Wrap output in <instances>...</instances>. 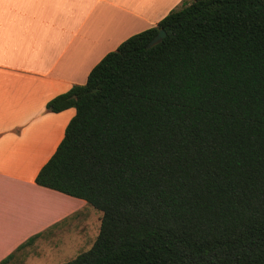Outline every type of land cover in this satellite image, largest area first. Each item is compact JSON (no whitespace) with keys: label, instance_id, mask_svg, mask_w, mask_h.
<instances>
[{"label":"trees","instance_id":"1","mask_svg":"<svg viewBox=\"0 0 264 264\" xmlns=\"http://www.w3.org/2000/svg\"><path fill=\"white\" fill-rule=\"evenodd\" d=\"M69 108L35 183L101 220L63 264H264V0H182L46 104Z\"/></svg>","mask_w":264,"mask_h":264},{"label":"crops","instance_id":"2","mask_svg":"<svg viewBox=\"0 0 264 264\" xmlns=\"http://www.w3.org/2000/svg\"><path fill=\"white\" fill-rule=\"evenodd\" d=\"M181 2L0 0V264L22 260L28 239L87 205L35 183L75 115L46 104Z\"/></svg>","mask_w":264,"mask_h":264},{"label":"rangeland","instance_id":"3","mask_svg":"<svg viewBox=\"0 0 264 264\" xmlns=\"http://www.w3.org/2000/svg\"><path fill=\"white\" fill-rule=\"evenodd\" d=\"M75 211L60 226L35 234L26 259L13 264H63L88 250L98 234L101 213L89 205H81Z\"/></svg>","mask_w":264,"mask_h":264},{"label":"water","instance_id":"4","mask_svg":"<svg viewBox=\"0 0 264 264\" xmlns=\"http://www.w3.org/2000/svg\"><path fill=\"white\" fill-rule=\"evenodd\" d=\"M165 36V32L164 30H160L157 35L149 42V44L147 45V48H150L156 44H158L159 42H161V40L164 38Z\"/></svg>","mask_w":264,"mask_h":264}]
</instances>
